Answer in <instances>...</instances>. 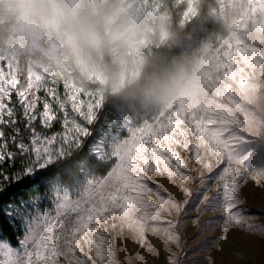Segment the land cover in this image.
Here are the masks:
<instances>
[{"label":"rangeland","instance_id":"obj_1","mask_svg":"<svg viewBox=\"0 0 264 264\" xmlns=\"http://www.w3.org/2000/svg\"><path fill=\"white\" fill-rule=\"evenodd\" d=\"M169 1L182 22L192 18L197 11L198 0H135V3L142 16H163L169 29ZM254 7L258 6L250 0H217V15L227 22L226 35L201 41L186 60L189 65H200L201 90L167 106L142 103L141 108L130 116L118 115L91 146V156L102 162L100 156L110 151V142H101L105 133L119 134L122 141L129 143L140 133L149 141L165 134L174 136L178 143L171 145L172 150L185 164L179 171L188 177L186 180H181L179 175L170 177L163 170V164L159 166L160 171H156L153 162L146 181L153 191L128 190L129 196L159 206L155 193L158 190L180 207L179 213L163 214V226L169 223L174 226L175 240L170 241L164 234L149 230L145 242L141 243L124 227L119 213L116 218L109 214L107 223L101 221V227L108 229L101 235L107 237L114 264H264V175L256 176L254 172L258 166L264 168V14L253 13ZM233 22L235 27H232ZM6 27L0 28V58L5 60L2 62L5 70L6 63L12 62L25 71L31 68L46 72L50 81H56L55 85L50 83L49 86H56L61 97L65 92L63 81L71 83L81 91L79 96L85 111L90 100L94 103L99 99L103 103L106 91L117 93L129 85L142 61L161 44L130 49L123 60L110 57L108 64L104 60L107 66L104 75L115 72L117 79L103 83L101 74L84 75L75 66L65 63L47 37L34 40L21 55L10 52ZM39 95L43 97L44 93ZM40 108L42 110V104ZM59 115L61 119L54 121L51 129H42L37 121V130L47 135L62 133V114ZM5 131L11 132V129ZM156 146L168 147L159 139ZM229 153L245 160L248 169L237 180L240 203L232 210L241 214L240 224H225L223 207H206L201 203L204 195L215 194L217 177L226 166L221 165L209 173L202 165L214 163L218 154ZM167 155L166 151L162 153V156ZM170 162L173 165L170 170L177 171L175 161ZM20 168V160L13 167L6 165L5 175L8 176L10 169L15 174ZM3 182H6L4 176H0V183ZM70 194L75 195L74 188L70 189ZM55 196L50 186L44 195H34L8 209L7 217L20 234L19 239L27 222L37 212L55 214ZM112 224L116 225L114 229ZM247 225L257 226L256 230L250 231ZM0 242L7 241L0 237ZM3 259L0 256V260Z\"/></svg>","mask_w":264,"mask_h":264},{"label":"snow or ice","instance_id":"obj_2","mask_svg":"<svg viewBox=\"0 0 264 264\" xmlns=\"http://www.w3.org/2000/svg\"><path fill=\"white\" fill-rule=\"evenodd\" d=\"M250 3L258 6L252 9L253 13L264 14V0H250ZM4 61L0 58V176L9 183L35 180L37 174L47 177L50 167L83 148V138L90 135L88 125L94 123L96 110L101 108L102 102L90 100L85 111L79 96L81 91L71 83L63 81L65 92L61 97L56 86H49L50 83L55 85L56 81H50L46 72L31 68L25 71L12 62L6 63L5 70ZM41 92L43 97L39 95ZM83 93L92 97L90 93ZM59 114H62V133L47 135L37 130V121L42 129H51L53 122L61 119ZM77 117L85 123L79 122ZM18 123H23V129ZM6 128L11 132H6ZM158 139L168 147L158 148ZM105 140L110 142V151L104 152L100 160L106 164V174L96 175L94 167H90L63 189L59 187L61 179L58 176L49 179L56 193L55 214L37 212L33 215L22 232V238L18 239V247L0 242V256L4 257L0 264H114L107 237L101 235V232L108 231L101 227V221L107 223L109 214L116 218L119 213L124 227L141 243L145 242L149 230L164 234L170 241L176 239L174 226L170 223L163 226V214L179 213L180 207L158 190L155 193L159 206L129 196L128 190L153 191L146 183L153 162L156 171H160L159 166L163 164V170L170 177L179 175L181 180L188 179L179 171L185 167L184 162L171 147L178 141L167 134L149 141L140 133L129 143L122 141L119 134L110 132L104 134L101 142ZM165 151L168 155L162 156ZM17 160H20L21 168L10 178L5 175V166L13 167ZM171 160L175 161V172L170 170L173 167ZM245 162L229 153L218 154L214 163L202 165L209 173L226 165L217 177L215 194L204 195L201 200L206 207H223L225 224H240L242 220L241 214L232 210L240 203L237 180L248 171ZM254 172L256 176L264 175V168H257ZM5 187L0 183V192ZM71 188H74V196L70 194ZM8 215L11 219V213ZM111 227L114 229L116 225ZM247 227L255 231L257 226Z\"/></svg>","mask_w":264,"mask_h":264},{"label":"clouds","instance_id":"obj_3","mask_svg":"<svg viewBox=\"0 0 264 264\" xmlns=\"http://www.w3.org/2000/svg\"><path fill=\"white\" fill-rule=\"evenodd\" d=\"M4 26L10 52L21 55L34 40L47 37L65 63L84 75L101 74L103 83L117 79L115 72L104 75L105 57L123 60L130 49L177 39L163 16H142L135 0H0ZM200 71L184 59L160 69L144 60L129 81L130 94L144 104L167 106L201 90Z\"/></svg>","mask_w":264,"mask_h":264},{"label":"trees","instance_id":"obj_4","mask_svg":"<svg viewBox=\"0 0 264 264\" xmlns=\"http://www.w3.org/2000/svg\"><path fill=\"white\" fill-rule=\"evenodd\" d=\"M217 0H198L195 15L182 22L177 9L171 2L169 9V31L176 34L175 42L166 40L158 44L152 53L146 58L151 62V68L160 69L170 64L174 59L187 60L197 44L210 37H223L227 33V22L217 15ZM105 62L110 63V57H105ZM131 86L127 85L117 93L105 92V99L97 112L94 123L89 127L90 135L83 140V148L78 152L63 158L58 165L47 170V177L37 174L35 180L26 179L20 182H3L6 185L0 192V237L11 246L18 245L20 234L15 231L7 217L11 206H18L29 200L34 195H44L49 187V179L59 177L61 186L72 184L74 178L81 176L85 169L94 167L96 175L106 174V164L98 162L90 154L91 146L99 139L109 124L120 114L130 116L135 110L141 108L142 102L131 95ZM23 129V123L18 124ZM14 172L10 169L8 177H13Z\"/></svg>","mask_w":264,"mask_h":264}]
</instances>
